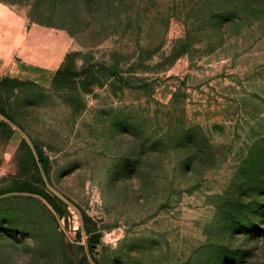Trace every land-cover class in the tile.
<instances>
[{"label": "rangeland", "instance_id": "1", "mask_svg": "<svg viewBox=\"0 0 264 264\" xmlns=\"http://www.w3.org/2000/svg\"><path fill=\"white\" fill-rule=\"evenodd\" d=\"M0 1L71 37L55 80L0 89L8 178L66 206L0 196V264H264V0L218 29L199 0Z\"/></svg>", "mask_w": 264, "mask_h": 264}, {"label": "crops", "instance_id": "2", "mask_svg": "<svg viewBox=\"0 0 264 264\" xmlns=\"http://www.w3.org/2000/svg\"><path fill=\"white\" fill-rule=\"evenodd\" d=\"M71 46V37L62 29L28 23L11 5L0 1V89L9 83H49ZM25 137L0 109V196L11 194L19 185L8 178L15 156Z\"/></svg>", "mask_w": 264, "mask_h": 264}, {"label": "trees", "instance_id": "3", "mask_svg": "<svg viewBox=\"0 0 264 264\" xmlns=\"http://www.w3.org/2000/svg\"><path fill=\"white\" fill-rule=\"evenodd\" d=\"M212 2V5L211 3ZM256 0H199L198 4L201 5V7H214L213 11L210 16L212 20H214V23H212L215 27L220 28L219 26L222 25L223 20L226 18L230 20H236L238 17L245 11V9L249 7H258L256 5ZM184 49H179L174 51L173 57H177L184 53ZM59 75V69L55 72L53 80H55ZM26 145L25 141L22 142V147ZM35 154L37 163L40 165L42 171L47 174L48 173V167H47V158L42 152L41 149L38 147H35ZM9 192L12 193H32L37 194L43 199H45L52 207L53 209L60 215L66 214V206L64 202L60 199V197L50 193L46 186L42 181L39 179H35L31 182H22L19 183V185H12L11 188H9ZM82 218L85 221V223L88 221V218L85 214H82ZM88 239L90 243H95L97 240L98 235H94L88 231Z\"/></svg>", "mask_w": 264, "mask_h": 264}]
</instances>
